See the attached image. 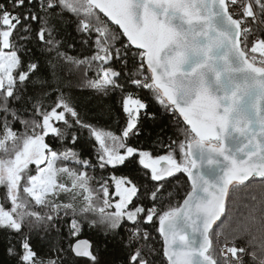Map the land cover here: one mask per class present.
Segmentation results:
<instances>
[{
	"label": "snow or ice",
	"instance_id": "snow-or-ice-1",
	"mask_svg": "<svg viewBox=\"0 0 264 264\" xmlns=\"http://www.w3.org/2000/svg\"><path fill=\"white\" fill-rule=\"evenodd\" d=\"M64 65L119 96L118 131L82 115ZM149 101L183 125L161 154L133 143L157 118ZM256 179L264 0H0V264H264V206L231 231L222 220ZM85 225L112 258L79 239ZM65 227L66 246L48 241Z\"/></svg>",
	"mask_w": 264,
	"mask_h": 264
},
{
	"label": "trees",
	"instance_id": "trees-1",
	"mask_svg": "<svg viewBox=\"0 0 264 264\" xmlns=\"http://www.w3.org/2000/svg\"><path fill=\"white\" fill-rule=\"evenodd\" d=\"M68 31L72 33V36H75L71 28H69ZM69 42H72L71 37H69ZM82 53L88 54L84 49L80 48L79 45H77L76 51L70 52L73 56ZM57 75L65 94L71 96L78 102L79 110L89 122L114 132L118 131L119 127L123 125V119L119 111L118 95L105 97L87 90L86 86H82L84 80L82 68L76 69L72 65H64L58 69ZM88 75L92 76L93 73L89 72ZM139 95L143 98L147 96V93L140 92ZM149 104L150 111L156 113L157 118L155 121L145 122L141 136L135 138L133 143L139 147L150 149L156 154H161L163 149L160 147L158 141L163 140L167 142V138L169 137L176 138L178 127L182 128L183 125L177 126L174 117L164 113L154 102L149 101ZM85 135L87 134L85 133ZM49 142L55 144V141L52 139H49ZM121 174L120 172H116L117 176ZM181 183H183V181H181ZM173 187H175V182H173ZM3 191L4 190L0 188V197H2ZM177 191L182 195L184 189L180 188L177 189ZM253 197H255V199H253ZM5 206L7 207V205ZM254 206L256 209L264 206V185H262L259 180L250 181L248 187H241L230 196L228 214L226 217H222V220L227 223L228 230L231 231L236 229L242 223L247 222L249 213ZM256 214L259 216V211H257ZM149 231L152 232L153 237L156 238L157 243L155 246L158 249L160 247L159 237L151 228ZM66 232V227L59 236L54 231L50 232L48 234V241L53 244L62 243L66 246ZM39 234L41 236L45 235L42 230ZM255 234L259 235V232ZM121 235H124V233L122 232ZM79 239L91 240L94 245H99L101 250L106 253V258H112V253L115 251L112 239L110 236L106 238L101 229L89 228L85 225ZM4 247V242L0 240V259H3L4 256ZM41 248V255H50L47 241L41 245ZM247 259L249 258L246 257V260Z\"/></svg>",
	"mask_w": 264,
	"mask_h": 264
},
{
	"label": "water",
	"instance_id": "water-1",
	"mask_svg": "<svg viewBox=\"0 0 264 264\" xmlns=\"http://www.w3.org/2000/svg\"><path fill=\"white\" fill-rule=\"evenodd\" d=\"M256 180H259V179H256ZM249 182H250V181H249ZM249 182H248V183H249Z\"/></svg>",
	"mask_w": 264,
	"mask_h": 264
},
{
	"label": "bare ground",
	"instance_id": "bare-ground-1",
	"mask_svg": "<svg viewBox=\"0 0 264 264\" xmlns=\"http://www.w3.org/2000/svg\"><path fill=\"white\" fill-rule=\"evenodd\" d=\"M83 240V239H82Z\"/></svg>",
	"mask_w": 264,
	"mask_h": 264
}]
</instances>
